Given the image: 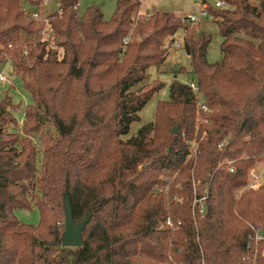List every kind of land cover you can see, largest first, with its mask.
Masks as SVG:
<instances>
[{
  "label": "trees",
  "instance_id": "trees-1",
  "mask_svg": "<svg viewBox=\"0 0 264 264\" xmlns=\"http://www.w3.org/2000/svg\"><path fill=\"white\" fill-rule=\"evenodd\" d=\"M53 1L63 14L50 21L56 49L47 51L36 41L41 25L21 10L43 0H0V66L9 60L31 100L21 125L12 115L20 106L8 95L0 101V264H264L254 245L264 246V184L238 195L264 160V0L206 9L222 38L215 63L210 37L173 14L156 12L132 29L135 0H118L109 21L99 6L79 15L78 0ZM179 29L209 112L197 120L193 92L173 81L152 122L121 140L163 89L147 71L160 67L163 41ZM45 126L56 136L40 139L38 168L28 138ZM64 193L76 224L91 214L78 248L62 247ZM202 198L200 213L193 199ZM31 206L38 227L13 214Z\"/></svg>",
  "mask_w": 264,
  "mask_h": 264
},
{
  "label": "rangeland",
  "instance_id": "rangeland-1",
  "mask_svg": "<svg viewBox=\"0 0 264 264\" xmlns=\"http://www.w3.org/2000/svg\"><path fill=\"white\" fill-rule=\"evenodd\" d=\"M117 1L118 0H78V14L83 15L86 12V10L91 6H99L104 21H109L114 14ZM139 1H140L139 8H137L132 14V23H133L132 29H134L137 21H141V20L143 21L144 19L148 18L150 15L156 12L170 13L176 17L183 19L189 15L198 16L202 10V6H201L202 0H139ZM205 1H206L205 4L206 9H208L209 7H214V2L216 0H205ZM261 1L262 0H249V4L251 6H258ZM49 9L51 11L54 10V5H51ZM137 13L141 15L139 19H136ZM188 28L189 30L194 29V31L203 33L210 37V43L207 48V61L209 63H215L220 61L222 57V54L220 52V44L222 38L219 34L218 26L214 22L213 18L206 12L205 19L204 17H202L199 20V23L190 24L188 25ZM184 34L185 31L183 29H179L176 32V34L172 37V39H174L176 42L179 43V45L182 46L181 48H175L171 43V38H166L163 41V48L167 50L166 51L167 55L158 69L155 67H151L148 69L147 82L149 84H152L158 80L164 84V87L158 94L153 95L152 98L147 102V104L142 108V110L138 113L139 121L134 122L131 125L129 134L124 137H121V140L123 141L128 140L144 124L152 122L157 103L159 101H166L168 99V86L171 82L178 81L183 84H187L190 83L192 80H194V76L190 68V58L185 54L183 50L182 40ZM36 35L38 37H43L41 36L42 34H40V31ZM47 35L48 34H46V36H44L41 40L42 42L47 43L46 50L48 51L49 49H56L54 43L55 36L54 39L50 41V39L47 40L48 38ZM37 36H36V41H37ZM21 48L27 51L25 46H22ZM60 54H61V50L59 49L58 50L59 59H60ZM178 60H180L179 68H182L183 70L181 72L174 73L172 69L176 66ZM1 70H5L4 75L8 74L11 77L13 86L0 84V101L4 98L5 95H8L11 98L13 104L20 106L19 110L14 112L12 111V115L15 117L18 125H21L23 119V109L31 103L30 97L23 90L19 81L16 80L17 76L13 73V70L11 68V63L7 62V59L5 63H3V65L0 66V71ZM191 109L195 118L200 121L201 117L200 115H197L195 113V110L192 107V105H191ZM7 131L12 132L13 131L12 127L11 126L8 127ZM46 134L50 135L51 137L56 136L53 128H51L50 126H45V128H43L40 134L28 138L31 141V143H34L35 148L39 151V160L37 165L38 168L40 167V161H41V148L38 143H41L40 139H43L44 138L43 135ZM195 157L189 159L191 161H194ZM255 167H258V169L263 168L264 160L255 163V165H253L248 172H250V170ZM252 180H253L252 177L248 176V182L251 183ZM176 189H180V185H177ZM248 190L249 189L246 185L245 188H243L241 191L238 192V195ZM193 196H196L195 190L193 191ZM32 201L33 200L29 199L30 203H32ZM194 204H199L200 209L205 210L204 201H201L200 199L197 200L193 199V205ZM13 214L16 220L23 225L32 226V227H38L39 225L40 214L37 208L34 206H31L30 209H16L14 210ZM250 225L252 226L255 225L257 227V224L251 223ZM255 242L257 241L255 240ZM254 245H255V251L258 252L260 251V249H262V255H264V246L261 247L258 245V243H255ZM54 257L55 259L60 260L61 252L60 251L55 252Z\"/></svg>",
  "mask_w": 264,
  "mask_h": 264
},
{
  "label": "built area",
  "instance_id": "built-area-1",
  "mask_svg": "<svg viewBox=\"0 0 264 264\" xmlns=\"http://www.w3.org/2000/svg\"><path fill=\"white\" fill-rule=\"evenodd\" d=\"M136 1L140 5V1L139 0H136ZM201 4H202L201 5L202 10H201L200 14L198 16L189 15V16L183 18L182 20L185 24H187V25L196 24V23H199V20L202 17H204V19H205V17H206V5H205L206 1L202 0ZM51 5H54V10H52V11L49 9V7ZM214 8L227 9V4L221 0H216L214 2ZM21 10L23 12V15L26 18L34 21L37 24L40 23L42 25L41 29H40V34H42L41 36L44 37V36H46V34H48L47 40L50 39V41H51L54 39V33L52 31L50 21L56 17L62 16V14H63V9H62V6L59 2L53 1V0H43V2L38 6H31L28 3H22ZM73 10L78 11V3L73 6ZM140 16L141 15H139L137 13L136 19H139ZM43 37L37 36V42H39V43L41 42V43L45 44L46 48H47V43L41 41ZM129 38L130 37H127L124 40L125 44L129 40ZM172 45L175 48H181L182 47L174 39H173ZM7 62H9V60H7ZM4 72H5V70L0 71V84L13 86V82H12L11 77L8 74L4 75ZM186 85L190 88V90L194 94V101H193L192 107L194 108L195 113L197 115H201V113L209 112V109L205 105V101H204V99H203V97L199 91V88H198V85H197L195 78H194V80H192L190 83H187ZM195 156H196V151L194 148L191 155H190V158H194ZM233 163H234V161H227L226 162L229 173L234 172ZM248 176H251L253 179L251 183H249V182L247 183L248 189L252 190V191L258 190L264 184V167L260 168V169H258V167H255V168L251 169L250 172H248ZM204 199L205 198H202L200 200L204 201ZM201 212H202V210H200V213ZM166 224L171 225L169 221H167ZM251 230H253L255 232L254 239L256 241L262 239L260 231L257 227H251ZM249 237H250V234L247 235V238H249Z\"/></svg>",
  "mask_w": 264,
  "mask_h": 264
},
{
  "label": "water",
  "instance_id": "water-1",
  "mask_svg": "<svg viewBox=\"0 0 264 264\" xmlns=\"http://www.w3.org/2000/svg\"><path fill=\"white\" fill-rule=\"evenodd\" d=\"M179 62L172 69L174 73L180 72ZM177 133V128L173 129V134ZM63 212H64V231L62 234V247L63 248H78L82 246L81 233L86 224L91 218V214H88L81 222L76 224L73 220L72 211L69 203V199L66 193L63 195Z\"/></svg>",
  "mask_w": 264,
  "mask_h": 264
},
{
  "label": "crops",
  "instance_id": "crops-1",
  "mask_svg": "<svg viewBox=\"0 0 264 264\" xmlns=\"http://www.w3.org/2000/svg\"><path fill=\"white\" fill-rule=\"evenodd\" d=\"M139 8V7H138Z\"/></svg>",
  "mask_w": 264,
  "mask_h": 264
}]
</instances>
